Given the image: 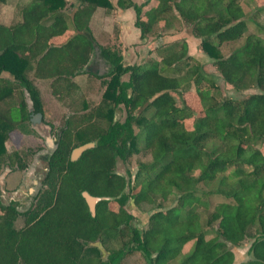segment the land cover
<instances>
[{"label": "trees", "instance_id": "trees-1", "mask_svg": "<svg viewBox=\"0 0 264 264\" xmlns=\"http://www.w3.org/2000/svg\"><path fill=\"white\" fill-rule=\"evenodd\" d=\"M8 3L0 0V159L10 153L12 131H35L27 95L33 111L45 114L36 78L49 80L71 114L34 203L20 211L15 201L3 203L0 189V264H121L136 251L149 264H264V154L256 148L264 142V18L242 45L228 55L221 49L241 39L242 25L264 6L247 11L241 0H116L119 9L134 10L141 39L183 37L141 64L125 65L116 44L101 45L113 68L99 77L106 89L91 105L85 93L91 74L81 70L93 44L78 31L93 35V14L115 8L113 1L30 0L13 25L3 22ZM206 62L235 89L256 91L217 97V75L206 71ZM192 84L199 109L183 99ZM123 111L125 120H118ZM89 141L95 146L71 160L72 150ZM143 151L151 159L139 161L129 180L117 172L118 158ZM84 190L113 199L100 201L92 216ZM171 197L174 203L165 206ZM130 200L153 207L145 229L132 225L124 207ZM251 229L248 255L238 257Z\"/></svg>", "mask_w": 264, "mask_h": 264}, {"label": "rangeland", "instance_id": "rangeland-1", "mask_svg": "<svg viewBox=\"0 0 264 264\" xmlns=\"http://www.w3.org/2000/svg\"><path fill=\"white\" fill-rule=\"evenodd\" d=\"M114 3V0H112ZM137 3H142L145 0H134ZM247 11H255L257 7L264 6V0H241ZM115 5V3H114ZM94 32L97 35L99 45L106 43H114L123 54V62L127 64H141L148 58H159L160 51L158 48L163 47L165 44H159L155 48L152 47L156 44L154 37H147L141 39L139 29L134 25V14L132 8L119 9L115 8L106 11L104 8H98L95 12ZM264 13L257 15L253 20L247 19L244 27L246 29L244 36L233 42H225L221 49L224 55H228L232 50L242 45L246 34L255 31L256 21H263ZM9 21V20H8ZM200 50V44L196 46ZM209 62V61H208ZM149 64V63H148ZM205 69L208 73H213L216 76L218 91L215 92L217 97L229 96L233 98H240L246 96L255 89L239 91L233 85L225 82L211 63H205ZM108 76L105 74L104 77ZM123 79L128 78V74L122 76ZM44 92L45 99L49 102V111L46 116L42 115L40 121L33 123V129L30 128L24 132L21 130H14L9 134L7 139L8 149L10 150L12 159L9 155H5L0 159V189L2 191V200L4 204H8L11 200L16 199L20 202V209L25 210L34 203V194L41 188L40 181L42 174L47 171V159L49 154L59 138V134L64 127L67 115L71 114L66 106L62 108L54 100L48 90L47 84H41ZM101 79L92 78L89 85V99L91 105L100 102L103 92L105 91ZM183 99L192 108L199 109L198 94L195 87L190 85L183 92ZM126 117L125 111L117 113L116 118L124 121ZM194 120L188 123L192 124ZM52 125L51 127L48 125ZM49 126V128H44ZM258 149L264 154V142H259L256 145ZM16 151V152H14ZM151 156L148 152L143 151L129 156L127 159H117L116 170L118 173L123 174L129 180L130 177L136 172L139 161L150 160ZM25 164L22 166V164ZM126 192H130V185L127 186ZM174 203L171 197L165 202V206H170ZM125 209L133 214L131 223L140 229L147 227L146 222L149 214L153 212L151 205L136 206L133 200L127 202L124 206ZM115 217L118 221L124 218V214L116 205L113 206ZM23 217L19 216L16 220V226H23ZM217 225V223H215ZM254 238V230L249 231L248 236L242 242L240 247L236 248L238 257H247L248 248ZM190 242L185 245L184 250H188ZM112 246H115L112 245ZM105 259L107 252L102 248ZM121 264H149L146 257L140 251H136L130 256L126 257Z\"/></svg>", "mask_w": 264, "mask_h": 264}, {"label": "water", "instance_id": "water-1", "mask_svg": "<svg viewBox=\"0 0 264 264\" xmlns=\"http://www.w3.org/2000/svg\"><path fill=\"white\" fill-rule=\"evenodd\" d=\"M114 3H116V0H114ZM78 32L86 34L87 37L90 39V41L93 44V55H92L89 63L81 71H85V72L94 71L98 75L109 74L113 68L112 64L109 60H107L103 56L102 48L97 43V41L95 40L93 35L88 31H78ZM189 32H192V30L190 29ZM182 37H183L182 33H177L175 35L166 34V35L158 37L155 41L156 44L153 45L152 47H156L159 44H162V45L163 44H170L172 42H175V41L181 39ZM41 117H42V113L37 112L33 115L32 121L33 122L40 121ZM95 144H96L95 141H89V142H86L84 144H81V145L75 147L71 153V160H73V161L77 160L87 149L94 147ZM82 195H83V197H84V199H85V201L89 207V210H90V213L92 214V216L96 215V207L100 201L113 199L110 196L93 195L87 190L82 191ZM154 255H156V253Z\"/></svg>", "mask_w": 264, "mask_h": 264}, {"label": "crops", "instance_id": "crops-1", "mask_svg": "<svg viewBox=\"0 0 264 264\" xmlns=\"http://www.w3.org/2000/svg\"><path fill=\"white\" fill-rule=\"evenodd\" d=\"M72 2V0H70ZM30 2V0H9V3L8 5L4 8L3 10V22L7 25H13L15 23H17L18 21L21 20V15H22V10L23 8L25 7V5H27L28 3ZM71 4V3H70ZM73 8V6H71V9ZM97 11V10H96ZM133 14H134V10H133ZM95 17H96V14L94 13L93 16H92V19H91V22H90V26L92 28V33H93V37L95 38V40L97 41V35H95V32H94V22H95ZM9 20V21H8ZM134 25H135V14H134ZM98 43V41H97ZM99 44V43H98ZM166 45V44H165ZM93 55V53H92ZM91 55V57H92ZM90 57V59H91ZM90 61V60H89ZM88 61V63H89ZM87 63V64H88ZM86 64V65H87ZM85 65V66H86ZM84 66V67H85ZM83 73H89L91 74V76H88V80H87V83H86V87H85V93H86V98L89 102L90 99H89V85H90V82L92 80V78H98L100 79L99 77H104V75H98L96 72L94 71H88V72H85V71H82ZM6 75H10V74H6ZM36 83L40 89V92H41V96H42V99H43V104H44V109H45V114L44 116H46V114H48V111H49V102L45 99V92H44V89L42 87L41 84H44L48 86V90H49V93L51 94V96L54 98V100L58 103V105L60 106V108L63 107V105H61V100L58 99L57 96H55L52 92V89L50 87V82L49 80H45V79H38L36 78ZM27 104H28V109L31 111V116H30V121H31V127L33 128V122L32 121V117L33 115L36 113L33 111V102L31 101V99L28 97L27 95ZM91 104V103H90ZM43 115V114H42ZM50 127L52 125L48 124ZM49 126H44V128H49ZM1 179V178H0Z\"/></svg>", "mask_w": 264, "mask_h": 264}, {"label": "flooded vegetation", "instance_id": "flooded-vegetation-1", "mask_svg": "<svg viewBox=\"0 0 264 264\" xmlns=\"http://www.w3.org/2000/svg\"><path fill=\"white\" fill-rule=\"evenodd\" d=\"M48 170V169H47ZM47 173V171L44 173V174H42V178L41 179H43L44 178V176H45V174ZM40 183H42V180L40 181ZM38 193V191L34 194V197H35V195ZM11 201H15L16 203H17V206H18V209L20 210V211H25L26 209H28V208H26L25 210H22V209H20V202L18 201V200H16V199H13V200H11Z\"/></svg>", "mask_w": 264, "mask_h": 264}]
</instances>
